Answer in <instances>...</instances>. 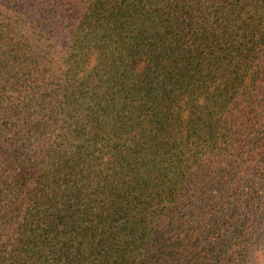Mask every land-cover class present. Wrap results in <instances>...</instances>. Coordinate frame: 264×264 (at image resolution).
<instances>
[{
	"label": "trees",
	"instance_id": "trees-1",
	"mask_svg": "<svg viewBox=\"0 0 264 264\" xmlns=\"http://www.w3.org/2000/svg\"><path fill=\"white\" fill-rule=\"evenodd\" d=\"M0 264H264V0H0Z\"/></svg>",
	"mask_w": 264,
	"mask_h": 264
}]
</instances>
